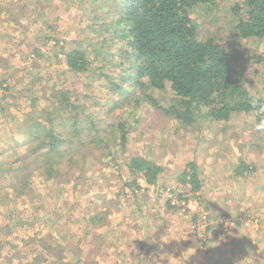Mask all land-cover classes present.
Here are the masks:
<instances>
[{
	"label": "rangeland",
	"instance_id": "374dc122",
	"mask_svg": "<svg viewBox=\"0 0 264 264\" xmlns=\"http://www.w3.org/2000/svg\"><path fill=\"white\" fill-rule=\"evenodd\" d=\"M236 1L198 4L191 17L264 103V37L234 35ZM123 2L0 0V264H264V133L254 128L264 114L182 128L166 111L177 102L169 87L135 84ZM73 49L85 53L87 71L67 67ZM53 104L64 113L53 121L66 139L67 152L53 154L59 170L44 164L47 145L18 125L29 114L48 128ZM84 117L90 131L78 124ZM120 121L126 146L119 126L115 134L107 126ZM143 155L170 166L153 183L130 173V158ZM188 163L199 190L179 177ZM140 212L151 225H139Z\"/></svg>",
	"mask_w": 264,
	"mask_h": 264
},
{
	"label": "trees",
	"instance_id": "16d2710c",
	"mask_svg": "<svg viewBox=\"0 0 264 264\" xmlns=\"http://www.w3.org/2000/svg\"><path fill=\"white\" fill-rule=\"evenodd\" d=\"M211 1L213 2V0H124V8L119 16L120 31L125 34L123 41L126 57H132L136 62L135 84L143 89L162 90L169 87L177 102L170 105L166 111L182 125V128L194 124L197 126L200 119L225 123L235 114L258 112L254 105H264L252 97L243 75L231 64L225 47L217 43L213 37L200 38L196 33L190 12L198 4ZM237 1L232 7L236 16L234 35L240 39L263 38L264 0ZM65 62L70 70L76 72L88 70L86 55L79 49L68 52ZM25 116L18 125L25 126L28 136L38 140L36 147L47 145L48 149L42 153L46 160L44 164L54 163L57 167L61 161L55 159L53 154L66 139L55 130L56 124H53V121L56 117L60 119L64 116L62 109L57 110V106L52 105L51 112L47 115L52 124L48 128L37 122L36 118H30L29 114ZM83 122L84 124L78 122L82 128L89 131L94 128V122L88 123L87 117H84ZM29 123L30 125H26ZM116 125L120 128L118 134L121 145L126 146L128 130L124 123L120 121L118 124L110 123L107 126L111 131ZM115 130L110 133L115 134ZM82 132L77 133V137H80ZM94 138L92 135L91 140ZM95 139L103 140L101 136ZM32 144L30 148L35 149ZM59 149L62 153L67 152V148ZM130 159V173L141 172L147 183L155 182L162 171L160 165L150 160L139 156ZM245 168L241 162L240 166L235 168L234 175L244 174ZM195 169L196 166L188 163L179 174L186 188L191 187L194 191L201 188V181L199 182V175ZM197 196L194 197L198 198ZM185 198L182 196L179 199ZM168 206L174 205L168 200L166 208ZM96 218H99L98 215ZM207 229L210 230V227L207 226Z\"/></svg>",
	"mask_w": 264,
	"mask_h": 264
},
{
	"label": "crops",
	"instance_id": "0c3cea01",
	"mask_svg": "<svg viewBox=\"0 0 264 264\" xmlns=\"http://www.w3.org/2000/svg\"><path fill=\"white\" fill-rule=\"evenodd\" d=\"M142 158H144V159H146V160H150V161H152V162H154L155 164H158V165H160L161 167H162V171L161 172H165V170H166V168L167 167H170V166H168V165H166L165 166V164H163V163H157V162H155L151 157H149L148 155H143L142 156ZM173 177H175L176 178V175H173ZM159 210V209H158ZM152 211H155V209L154 210H152ZM162 214L164 213V212H170L171 213V211L170 210H167V209H165L164 207L162 208ZM160 210H159V212H161ZM152 215H154V214H152ZM151 219H152V217H151ZM138 222H139V225H143V224H148V223H150V225H151V222H150V219H149V217L148 216H146V213H144V212H140V215H139V219H138ZM143 223V224H142ZM152 225H155L156 227H160V222L159 223H155V224H152ZM159 232V231H158ZM142 233V232H141ZM146 234H143L142 233V236H145Z\"/></svg>",
	"mask_w": 264,
	"mask_h": 264
},
{
	"label": "clouds",
	"instance_id": "9594fccd",
	"mask_svg": "<svg viewBox=\"0 0 264 264\" xmlns=\"http://www.w3.org/2000/svg\"><path fill=\"white\" fill-rule=\"evenodd\" d=\"M257 108L259 114H264V105H254ZM255 131L259 133H264V120L254 124Z\"/></svg>",
	"mask_w": 264,
	"mask_h": 264
},
{
	"label": "built area",
	"instance_id": "2783aa9c",
	"mask_svg": "<svg viewBox=\"0 0 264 264\" xmlns=\"http://www.w3.org/2000/svg\"><path fill=\"white\" fill-rule=\"evenodd\" d=\"M202 220L204 219V216L203 217H200ZM200 228L199 226L197 227V229Z\"/></svg>",
	"mask_w": 264,
	"mask_h": 264
}]
</instances>
